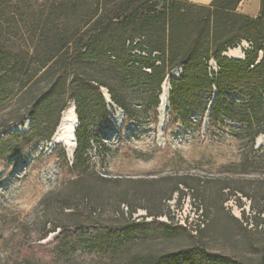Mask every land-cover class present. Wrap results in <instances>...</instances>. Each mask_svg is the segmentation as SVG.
<instances>
[{
    "label": "rangeland",
    "instance_id": "1",
    "mask_svg": "<svg viewBox=\"0 0 264 264\" xmlns=\"http://www.w3.org/2000/svg\"><path fill=\"white\" fill-rule=\"evenodd\" d=\"M95 2L0 0V67L12 86L11 95L0 102V128L9 126L1 134L28 132L30 110L36 116V134L41 136L27 151L15 147L14 153L0 159V257L9 254L11 244L7 239L14 234L26 248L31 239L52 225L71 230L81 225L113 230L133 225L131 237L123 245L118 240L115 247L107 249L85 250L83 244L77 245L68 257L69 264H132L130 258L134 255L169 252L179 253L187 264L214 258L236 264H264V220L256 225L254 213L250 212L251 206L255 210L263 206L264 212V141H257L262 134L251 140L264 120H253L248 126L246 88L224 93L230 103L229 115L210 130L204 108L215 92L197 91L190 95L180 112L181 119L172 126L169 106L166 120L159 119L156 78L124 69L114 56L106 62L75 65L66 77V85L70 84L73 90L62 92V86H54L59 65L46 72L45 69L64 39L76 31L77 18L95 8ZM185 11L190 26L197 20L198 12L202 13L190 5ZM190 31L182 28L175 33L174 49L165 53L166 68L178 61ZM139 34L167 47L159 21L144 26ZM126 39L125 33L117 35L109 29L102 42H109L111 52L123 57L122 63L129 66L133 61L131 52L122 55ZM203 41L201 38L200 45ZM208 64L217 72L212 58ZM142 71L149 73L150 68ZM181 74L182 67L170 79ZM81 79L103 84L104 106L94 102L92 95L85 101L87 124L94 141L88 151V166L89 172L92 169L94 173L78 178L61 159L64 147L50 146V139L44 137L59 109L76 94ZM104 85L127 105L130 119L126 123L123 111L108 101V88ZM261 90L264 98V85ZM154 98L158 100L156 115L151 108ZM23 114L26 115L19 121ZM67 161L70 166L73 154H67ZM174 178L181 180L177 186L183 193L173 191L169 197ZM176 196L189 198L202 208L206 219L203 229L192 233L160 215L168 200L172 202ZM229 199L244 208L252 218V227L237 217L234 203L226 204ZM131 205L139 207L129 215ZM148 211L151 215H146ZM60 232L57 228L38 243L48 244ZM32 252L36 257L41 255Z\"/></svg>",
    "mask_w": 264,
    "mask_h": 264
},
{
    "label": "trees",
    "instance_id": "2",
    "mask_svg": "<svg viewBox=\"0 0 264 264\" xmlns=\"http://www.w3.org/2000/svg\"><path fill=\"white\" fill-rule=\"evenodd\" d=\"M238 1L240 0H213L210 5L205 6L184 0H96L95 8L77 18L76 31L71 38H65L60 44L52 55L51 64L45 72L59 65L60 72L54 86H62V92H66L67 89L73 90L70 84L66 85V77L69 72L73 71L75 65L77 67L86 61L106 62L114 56V60L124 69L137 71L148 78L155 77V90L161 92V84L166 74L180 66L182 67L181 76L170 79V125L174 126L181 119L180 112L185 108L190 95L197 91H206L215 92L210 109L208 106L213 98L204 108V113L208 112V130L212 129L229 115L230 103L227 98H224V93L237 87H245L248 92V101L245 104L248 108L246 122L248 126H251L253 120L258 122L264 120V98L261 90L264 85V0H260V10L256 17L233 13L231 7ZM159 2H161L160 6ZM189 5L202 10L201 14L200 11L198 12L199 16L192 26L186 21L185 7ZM228 17H233L234 20L229 21ZM153 21L162 23L167 47L158 45L149 36L145 38L139 34L144 26ZM182 28L191 30L189 41L183 48L178 61L166 68L165 53L174 49L172 39L175 33ZM109 29L117 35L126 34L127 39L122 46V55L126 51L131 52L129 57L133 61L129 66L122 63L123 57L120 58L118 54L111 52L109 42H102L103 35ZM201 38H204V41L200 45ZM241 40L252 43V48L245 52L244 58L227 56L225 51L234 48ZM211 58L218 69L217 72L209 68L208 62ZM143 68H150V72L142 71ZM9 81L10 78L0 67V102L12 93ZM77 85L76 94L69 98L74 102L78 120L75 128L76 147L73 152V161L68 166L67 154L63 148L61 159L72 172L78 174V178H82L90 172L94 173L92 169L89 172L88 166L90 162L88 151L94 141L90 126L87 124L89 116L86 112L88 105L85 101L92 95L94 102L104 106V98L101 93V86H103L101 83L81 79ZM108 94L110 101L123 111L124 123L129 121L130 113L125 102L110 88H108ZM153 101L151 108L156 115L155 106L158 100L154 98ZM66 106L65 102L59 109L51 129L44 137L45 140L51 139L59 123L61 112ZM27 114L31 122L28 132L19 134L17 131H9L1 135L2 132L8 130L9 126L5 125L0 128V159L14 153L15 147L27 151L34 142L41 139V136L36 134V116L30 110ZM25 115H21L19 121H22ZM258 134H264V125L258 128L251 140L253 141ZM13 140L18 143L13 144ZM174 180L169 197L173 191L182 192L177 186L181 180L175 178ZM240 191L247 195L242 189ZM164 206V210L159 212L160 215L168 212L167 205ZM138 207L131 205L128 214L131 215ZM250 212L254 213L256 225L264 220L263 206L258 210L251 206ZM146 215H151V211H148ZM133 227V225H126L119 230H113L107 226L81 225L71 230L67 226L52 225L31 239V244L26 248L20 238L15 239L14 234L7 239L11 244V250L4 258L0 257V264H69L68 257L77 245L83 244L85 250L115 247L116 240L123 245L131 237ZM57 228H60L61 232L52 242L38 243ZM32 251L41 255L36 257ZM130 259L132 264L186 263L183 256L174 252L156 256L134 255ZM195 264L236 263L229 259L214 258L208 262L199 261Z\"/></svg>",
    "mask_w": 264,
    "mask_h": 264
},
{
    "label": "bare ground",
    "instance_id": "3",
    "mask_svg": "<svg viewBox=\"0 0 264 264\" xmlns=\"http://www.w3.org/2000/svg\"><path fill=\"white\" fill-rule=\"evenodd\" d=\"M229 56L239 57L241 56V52L237 48L230 49L227 53ZM181 67H176L175 70L171 73L170 76H176L178 72H180ZM170 76L166 77L161 84V92L159 94V119L163 121L168 113V97L170 93ZM108 97V95H106ZM112 105V103L110 102ZM114 106V105H113ZM74 103L73 101H69L67 103V107L61 115V122L55 133L52 135L49 145L53 146L56 144H61L68 156L70 157L75 149V128L76 125V116L74 111ZM117 108L116 106H114ZM118 110V108H117ZM166 120V119H165ZM259 143L264 141V134L260 135L257 139Z\"/></svg>",
    "mask_w": 264,
    "mask_h": 264
},
{
    "label": "built area",
    "instance_id": "4",
    "mask_svg": "<svg viewBox=\"0 0 264 264\" xmlns=\"http://www.w3.org/2000/svg\"><path fill=\"white\" fill-rule=\"evenodd\" d=\"M234 48H237L244 58L245 52L252 48V43L247 40H241ZM227 203H230L231 206L233 205V203L235 204L234 207L237 211V217L241 221H243L244 224L248 223V226L250 227L254 225V223L252 222V218H249L245 214L243 207H238L237 203L235 201L233 202L230 199L226 202V204ZM166 205L168 209V212L164 215L166 220L169 217V220L174 224L183 228H187L192 233H196L204 228L206 219L204 217L203 210L202 208H200V206L191 202L189 198L185 199L182 197L179 199L176 196V198H174L172 202L168 200V204Z\"/></svg>",
    "mask_w": 264,
    "mask_h": 264
},
{
    "label": "crops",
    "instance_id": "5",
    "mask_svg": "<svg viewBox=\"0 0 264 264\" xmlns=\"http://www.w3.org/2000/svg\"><path fill=\"white\" fill-rule=\"evenodd\" d=\"M190 3L199 4V5H205L208 6L213 0H184ZM232 8V12L236 14H243L247 15L249 17H256L260 10V0H240L238 1ZM225 53L227 56H229L227 53ZM234 58H243V56L235 57V56H229Z\"/></svg>",
    "mask_w": 264,
    "mask_h": 264
},
{
    "label": "water",
    "instance_id": "6",
    "mask_svg": "<svg viewBox=\"0 0 264 264\" xmlns=\"http://www.w3.org/2000/svg\"><path fill=\"white\" fill-rule=\"evenodd\" d=\"M109 98V97H108ZM108 101L110 102V99H108ZM214 101V97H213V99H212V101L210 102V104H209V106H208V109H210V107H211V105H212V102ZM74 103V102H73ZM168 106H169V97H168ZM67 107V106H66ZM66 107H65V109H66ZM64 109V110H65ZM64 110L61 112V115H62V113L64 112ZM74 111H75V107H74ZM209 111V110H208ZM75 116H76V125L78 124V120H77V115H76V113H75ZM207 120H208V112H207ZM60 122H61V116H60V120H59V123H58V125H57V127H56V129L58 128V126L60 125ZM56 129H55V131H56ZM55 133V132H54ZM53 133V134H54ZM2 135V134H1ZM75 143H76V139H75ZM75 147H76V145H75ZM75 150V149H74Z\"/></svg>",
    "mask_w": 264,
    "mask_h": 264
}]
</instances>
